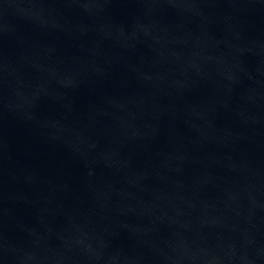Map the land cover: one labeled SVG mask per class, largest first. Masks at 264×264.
I'll list each match as a JSON object with an SVG mask.
<instances>
[{"label": "water", "instance_id": "obj_1", "mask_svg": "<svg viewBox=\"0 0 264 264\" xmlns=\"http://www.w3.org/2000/svg\"><path fill=\"white\" fill-rule=\"evenodd\" d=\"M0 264H264V0H0Z\"/></svg>", "mask_w": 264, "mask_h": 264}]
</instances>
